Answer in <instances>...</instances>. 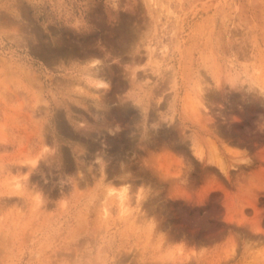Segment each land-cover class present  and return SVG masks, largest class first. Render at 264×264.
<instances>
[{"label": "rangeland", "instance_id": "obj_1", "mask_svg": "<svg viewBox=\"0 0 264 264\" xmlns=\"http://www.w3.org/2000/svg\"><path fill=\"white\" fill-rule=\"evenodd\" d=\"M0 264H264V0H0Z\"/></svg>", "mask_w": 264, "mask_h": 264}, {"label": "bare ground", "instance_id": "obj_2", "mask_svg": "<svg viewBox=\"0 0 264 264\" xmlns=\"http://www.w3.org/2000/svg\"><path fill=\"white\" fill-rule=\"evenodd\" d=\"M118 197H120V199L122 200V203L125 204L127 201H125L126 197V191H123L121 193H119Z\"/></svg>", "mask_w": 264, "mask_h": 264}]
</instances>
